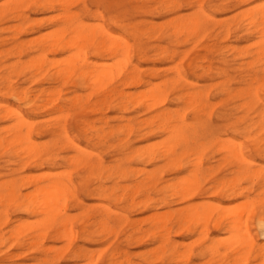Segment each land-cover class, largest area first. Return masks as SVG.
Segmentation results:
<instances>
[{
	"label": "rangeland",
	"instance_id": "374dc122",
	"mask_svg": "<svg viewBox=\"0 0 264 264\" xmlns=\"http://www.w3.org/2000/svg\"><path fill=\"white\" fill-rule=\"evenodd\" d=\"M29 1L0 0V12H2L0 15V194L3 193L0 195L3 197L0 199L2 202L0 203V264H88V256L82 254H92L94 264L110 262L113 264H226L232 256L234 246L230 249L228 244L217 245L214 256L210 255L213 252L210 251V246L214 239L222 240L228 236L225 231L228 224H223L222 231L218 232L211 223L205 232L193 222L185 223L179 220L178 212L195 210L197 205L200 208L222 206L221 208L225 209L227 207L229 209L231 205L233 208H238L240 205L241 208L245 201L258 198L264 177V149H255L253 139L264 138V125L260 131L257 125L258 118H254L264 106V65L254 56L256 47L253 43L258 38H253L256 35L249 36L243 22L250 11L260 9L258 7L262 4L264 6V0H77V2L70 0L74 4L69 1V5L63 7L64 11L60 9L63 6L61 0L62 5L58 4V0L54 1L55 10L52 11L35 7ZM19 4L27 5L22 10L27 17L24 21L14 19L9 11ZM66 11L69 14L73 11L79 14L83 24L89 27V31L97 32V28L100 31V27L103 26L110 34L128 41L132 47L128 60L131 64L127 62L126 68L130 70L133 66L137 67L143 79L142 84L122 87L120 75L118 80L114 77L115 81L112 80L110 86L106 84L108 81L104 82L107 86L101 84L100 86L105 88L102 87L104 90L99 91V86L98 88L95 86L94 89L89 79L79 82L82 62L80 57H76L79 62L74 59L75 50L56 54L51 53L47 48L42 50V36L61 27L65 21L63 13ZM194 16L201 17V26L196 32L181 27L186 20ZM16 27H18L17 31ZM94 51V46L87 49L86 59L89 64L93 66L97 64L102 66L103 63V66L113 64L108 56L105 54L97 56ZM245 53L248 55L244 57ZM39 57L44 58V67L48 69L44 75L34 69ZM69 59L71 63L74 59L75 63V68L69 63L73 70L71 76L55 82L51 80L49 75H53L56 66L54 60L61 63L60 65H65L62 62ZM92 62H95V65ZM30 67L34 71H30ZM63 80L67 81L62 82ZM159 83L161 84L158 85ZM156 84L160 88L164 87L167 92L169 98L165 105L166 109L175 117L182 116L186 125L196 129V143L201 142L205 145L203 153H201L202 149H175V156L179 158L175 157L177 160L174 161L163 155L165 139H167L163 138L166 134L160 133L154 125L149 128L150 125L142 122L154 116L159 107L148 111L144 106L141 108L140 104L145 99L144 96H149L148 92H151V88L154 90L158 87ZM249 86L252 87L250 94L246 91ZM110 88L123 90L130 95L127 102L132 101L131 104L127 102L124 103L125 105L122 104L120 107L125 106L122 111L118 110V105L115 104L119 102L118 100L112 104L116 106L111 105L109 108L94 106L101 94ZM191 90L201 91L209 101H200L195 107L188 105L184 100H176L177 97L192 92ZM14 93L20 94L18 97H13ZM23 93H27L29 99H22ZM47 93H51L50 99L52 97L54 101L59 98L56 104L47 101ZM254 93L257 94L260 102H255L252 96ZM130 97H133L132 100ZM137 98L141 100L138 99L140 103ZM61 99L66 100L61 101ZM133 100L137 101L136 105L133 104ZM65 101L68 104L64 106ZM59 108L62 109L60 112ZM7 109L11 111V116L18 112L32 119L34 123L37 122L30 135L37 148L36 152L34 150L23 152V148H20L24 146L23 142L11 143L12 140L15 141V133L5 129L12 124L11 119L7 117ZM218 114H226L227 119H220ZM126 123H130L132 126L130 129L133 130L125 128ZM247 131L250 132L249 136L245 135ZM65 136L69 137L68 139L75 146L70 147L69 145L72 144L64 139ZM231 139L238 141L237 145L243 147L244 159L250 161L248 165H242L243 169L247 168L254 174L249 182L235 173L236 156L232 158L230 153L236 155L239 149L235 151L225 149L227 152L220 149L219 145ZM90 165L92 168L89 167ZM99 165L105 167H102L104 171L99 169ZM58 171L60 173L70 171L75 189L74 198L68 200L63 210L65 212L61 209L63 214L66 213L68 221L70 220L67 223L69 228H72L73 234L75 233V235L71 234L73 239L70 240H68L70 236L65 239L59 236L64 229L59 220L66 217L61 211L60 216L58 210V217L53 218L55 223L52 219L44 228L45 236L43 238L41 235V238L37 236L40 232L32 225L38 224L37 220H40L39 217L43 214L40 213L42 196L38 197L40 201L36 199V205L32 204L36 206L33 210L37 212L24 213L26 212L24 207L27 210L28 200L34 193L32 182L35 184L37 181H43L44 175L48 176ZM196 176L198 181L193 178ZM235 178L239 185L233 191H226L231 188ZM191 180H194L193 183L190 182ZM191 183L197 188L191 186ZM3 185L11 187L10 189L22 195L14 202H9L7 194L10 190ZM167 185L170 187L167 188ZM184 185L189 189H184ZM179 187L181 190L178 189ZM101 189L108 194L111 192V195L107 198L101 196ZM194 191V195L187 197ZM24 195H28L29 198L26 199ZM34 207L29 208L32 210ZM52 208L55 209L56 206ZM32 212L35 214L33 215ZM168 212L173 213L171 217L173 219H170V222L165 219L168 222L165 230L170 227L171 231H166L169 244L162 250L159 246L161 240L158 237L161 226L155 220ZM19 222L30 224L33 222V224L28 228L24 223L23 226L28 232L24 229L25 233L17 234L14 231L17 230L18 224L21 227L22 223ZM50 225L52 226L48 227ZM251 226L254 227L253 221ZM82 230L84 233L81 232ZM16 234L20 236L16 237ZM255 241L257 245H264V240L260 237H256ZM43 246L54 250L41 252ZM173 246H176L179 253L175 260L171 256ZM73 251L80 252L79 256ZM252 254L255 257L256 254L251 253L244 262H241L264 264L260 258L256 257V260H253ZM97 255L100 258L96 262ZM241 262L239 263L242 264Z\"/></svg>",
	"mask_w": 264,
	"mask_h": 264
},
{
	"label": "bare ground",
	"instance_id": "6f19581e",
	"mask_svg": "<svg viewBox=\"0 0 264 264\" xmlns=\"http://www.w3.org/2000/svg\"><path fill=\"white\" fill-rule=\"evenodd\" d=\"M22 1V0H21ZM54 1L55 0H30L29 2L32 3V5H34L35 7H39V8H42L44 10H48V11H52L55 6H54ZM63 1L62 4V8L64 6H68L69 4V1L70 0H61ZM79 1V0H78ZM199 1V0H198ZM8 2V1H7ZM20 2V1H19ZM59 2V3H58ZM58 4H61L60 0H58ZM67 2V3H66ZM74 2H77V0H74ZM157 2V1H156ZM18 3V2H17ZM21 3V2H20ZM71 4H74L70 1ZM6 4V3H5ZM61 4V5H62ZM67 4V5H66ZM70 4V5H71ZM106 4V3H105ZM260 4V3H259ZM60 5V6H61ZM174 5V4H173ZM263 5V4H262ZM261 7L259 6L258 8L260 9H257V10H253V11H250L249 14L246 16V18H244V29L246 31L249 32V36H255L253 38H258V40L253 43L254 46L256 47V51L254 53V56L256 57V60H260L261 62H263V65H264V6ZM27 5H22V4H19V5H15L14 7H12L11 9H9V11L11 12L10 14L13 15L14 19H18V20H21V21H24L27 17H25V15L23 14L22 10L24 8H26ZM57 6V5H56ZM72 6V5H71ZM103 6V4H102ZM104 7V6H103ZM201 7V6H200ZM60 8L62 11H64V8L62 9ZM38 9V8H37ZM57 9V8H56ZM67 8H65L66 10ZM255 9V8H254ZM55 10V9H54ZM166 10V9H165ZM200 10V9H199ZM203 10V9H202ZM106 12V11H105ZM72 13V12H71ZM69 14L67 13V11L65 13H63V17H64V20L63 21V24L61 25V27L57 28V29H53L51 30L49 33H47L44 37L42 36V40H41V43L43 44L41 46V49H45L47 48L48 51H50L51 53H60V52H66L68 50H75V55L73 52V56L74 59H76V57H80L81 59V62H82V66H81V69H80V72H79V82L82 83V81H86V80H90V83L91 85L93 86L94 85V89L98 88L97 86H99V91L101 90H104L103 86H100L101 84L104 85L105 81H108L106 82V84L108 86H110L111 84V81H115L114 79L116 78V80H118L117 78L120 76L122 77V80H121V83L120 85L122 87L124 86H138V85H141L142 84V80L138 71L137 70V67L133 66L130 70H128L126 68V63L129 62V57H130V52H131V45H129L128 41H126L125 39H123L122 37L119 38V36H115V35H112L110 34L105 27H100V31H98V28H97V32H94L91 30L89 31L88 28H87V25L85 26L83 24V22L81 21L80 17H79V14L74 13V15L72 14ZM2 14V12H0V15ZM204 14V13H202ZM243 14V13H242ZM206 15V14H205ZM55 16V15H54ZM57 17V15H56ZM207 17V16H206ZM208 18V17H207ZM55 19V18H54ZM172 19V18H171ZM211 19V18H210ZM185 20V19H184ZM206 20V18H205ZM117 22V21H116ZM117 24V23H116ZM57 25V24H56ZM100 25V24H99ZM98 25V26H99ZM201 26V17L199 16H194L193 18L189 19V20H186L184 22V24H182V28H185L187 30H189L190 32H196ZM17 28L16 27V31H17ZM180 30V29H179ZM25 32V31H24ZM188 32V31H186ZM190 34V33H188ZM187 34V35H188ZM218 35V34H217ZM41 39V38H40ZM98 39L99 40V43H98ZM17 40V39H16ZM90 46H94V52H96L97 56L99 55H103L105 54L106 56H108V58L112 59L113 64H111L110 66H93L91 64L88 63V60L86 59L87 58V49L88 47ZM40 48V47H39ZM27 49V48H26ZM41 49H37L38 51L41 50ZM28 50V49H27ZM138 51V50H137ZM141 51V50H139ZM205 51V50H204ZM136 53V52H135ZM238 53V51H237ZM95 54V53H94ZM137 54V53H136ZM140 54V53H139ZM161 54V53H160ZM174 54V53H173ZM248 54H244V57L247 56ZM36 56V55H35ZM41 56V55H40ZM72 56V55H70ZM70 56H67L70 57ZM72 56V57H73ZM42 57H44V55H42ZM136 57V56H135ZM37 58V57H36ZM40 59H42V61H40V59H38L39 61L35 64L34 62V69L36 72H38L39 74L43 73V75L45 74V72L48 71L47 68L44 67L45 63L43 62L44 58H41L39 57ZM66 58V59H67ZM71 59V58H70ZM69 59V60H70ZM74 59H72L74 61ZM78 59V58H77ZM76 59V60H77ZM195 59V58H193ZM31 60V59H30ZM64 60V62L62 63H65V65H60L61 63H57L56 60H54L56 63V66L55 64H53V60H52V66L54 68V73L53 75H49V77L51 78V80H53L55 82V80H59V79H68L70 76H71V73H72V68H75V63L72 61L71 63V60ZM75 60V61H76ZM185 60V59H184ZM37 61V60H36ZM78 61V60H77ZM79 62V61H78ZM91 62V61H90ZM32 63V62H31ZM71 65H70V64ZM93 63V62H92ZM95 63V62H94ZM93 63V64H94ZM130 63V62H129ZM33 64V63H32ZM31 64V66H32ZM59 64V65H58ZM100 64V63H99ZM110 64V63H109ZM131 64V63H130ZM192 65V63H190ZM25 65V64H24ZM30 65V64H29ZM72 67H70V66ZM74 65V66H73ZM95 65V64H94ZM190 65V66H191ZM26 66V65H25ZM79 67V65H78ZM197 68V67H196ZM30 67V71H34V69H32ZM177 69V68H176ZM264 69V68H263ZM29 71V72H30ZM36 72H34V74H36ZM203 72V71H202ZM201 72V73H202ZM263 72V71H262ZM30 74V73H29ZM116 74V76H115ZM259 74V73H258ZM33 75V74H31ZM43 75H40L43 76ZM118 75V76H117ZM115 77V78H114ZM119 77V78H120ZM182 78V77H181ZM81 80V81H80ZM67 80H63L62 82H65ZM78 81V80H77ZM173 81V80H172ZM254 81V79L252 80ZM68 83V82H67ZM174 83V81L172 82ZM105 84V85H106ZM110 84V85H109ZM161 83H159L158 85H160ZM166 84V83H165ZM164 84V85H165ZM245 84V83H244ZM106 85V86H107ZM113 85V84H112ZM119 85V86H120ZM155 85V84H154ZM157 85V84H156ZM157 85V86H158ZM195 85V84H194ZM91 86V87H92ZM96 86V88H95ZM118 86V85H117ZM191 86V85H190ZM103 87V88H102ZM194 87V86H193ZM102 88V89H100ZM107 88V87H106ZM150 88V87H149ZM164 88V87H163ZM160 88L159 86L156 87L154 90L151 88V92L149 93L148 92V97L147 96H144V100L140 103V99L137 98L136 100L138 101V99L140 101H138L140 104H141V108H143V106L145 107L146 110L150 111V110H154L156 108L159 107V110L157 113H155L154 116H152L150 119H147V120H144L142 121L145 125H150L149 128L151 126H155L156 130H158L160 133H163V134H166V137H164L163 139H165V147L163 149H165V153L163 154L165 157L167 158H170L169 160L171 161H174L177 157L175 156V149H202L201 153H203V150L205 149V145L199 143L197 144L196 143V140H195V136L197 134L196 132V129L189 126V125H186L185 124V120L181 117H175L173 115V113H171L170 111H168L165 107L166 103H167V100H168V95H167V92L165 91V88ZM192 88V87H191ZM192 92H188L186 95L182 96V97H175L177 101L179 100H184L188 105L190 106H193L195 104H197L198 102L200 101H205V102H208L209 100L207 99L206 96H203L202 92L201 91H193L191 90ZM246 91L250 94L251 91H252V87L249 86ZM39 92V91H38ZM94 92V91H93ZM242 92V91H241ZM101 93V92H100ZM129 93V92H128ZM141 93V92H140ZM171 93V92H170ZM228 93V92H227ZM20 93H14L12 94L13 97H18ZM37 94V93H36ZM40 94V93H39ZM43 94V92H42ZM139 94V93H138ZM143 94V93H141ZM23 96L22 99H29V95L27 93H23L21 94ZM45 95V94H43ZM57 95H59V93H57ZM56 95V96H57ZM102 96L99 97V99L94 103V106L96 107H103V109L105 108H109L113 102L115 100H118L119 102L115 103L116 105H118V110L122 109L124 110L125 109V104L130 95L124 93L123 90H118L116 88H110L108 89L104 94H101ZM133 95V94H132ZM144 95V94H143ZM206 95V94H205ZM47 96V101L48 102H52L53 104H56L55 102L57 100H59V98L57 97L55 99V101L52 99H50V96H51V93H47L46 94ZM141 96V95H140ZM139 96V97H140ZM253 99H255V102H260V100L257 98V94L254 93L253 95ZM88 97V96H87ZM143 97V96H141ZM140 97V98H141ZM64 98V97H63ZM131 100L133 97H130ZM135 98V96H134ZM142 99V98H141ZM66 100V99H64ZM61 99V101H64ZM68 100V99H67ZM129 100V101H131ZM75 101V100H74ZM86 101V100H85ZM84 101V102H85ZM89 101V100H88ZM134 101V100H133ZM137 101H134V105H136ZM132 102V101H131ZM131 102H127L128 104H131ZM64 103V106L67 105V101L63 102ZM87 103V101H86ZM82 104V103H81ZM114 104V105H115ZM122 104H124L123 106L124 107H120ZM139 104V105H140ZM5 105V104H3ZM2 105V106H3ZM52 105V104H51ZM72 105V104H71ZM77 105V104H75ZM112 105V106H114ZM115 105V106H116ZM138 105V104H137ZM6 106V105H5ZM56 106V105H55ZM83 106V105H82ZM81 106V107H82ZM85 106H87L85 104ZM84 106V107H85ZM93 106V105H91ZM203 106V105H202ZM243 106V105H242ZM57 107H60V106H57ZM165 107V108H164ZM196 107V105H195ZM88 108V107H87ZM87 108H85L87 110ZM194 108V107H193ZM55 109V108H54ZM94 109V108H92ZM206 109V108H205ZM11 110V109H10ZM62 109L59 108V112L61 111ZM89 110V109H88ZM100 109H98L99 111ZM194 110V109H193ZM6 114H7V117H9V119H11L12 121V124L9 125V127H6L5 129L9 132L11 131H14L15 133V141L11 143H19V142H23L24 143V146H25V149H24V146L23 147H20L23 152H32L35 149V144L33 143L32 141V138H31V133L34 129V126L35 124L37 123H34L32 119L30 118H27L25 116H23L21 113H18L14 116H11V111L9 112V110L7 109L6 110ZM73 111V110H72ZM91 111V109L89 110ZM195 111V110H194ZM211 111V110H210ZM94 113V111H92ZM106 112V111H104ZM190 112V111H189ZM198 112V111H197ZM175 113V112H174ZM214 113V112H213ZM176 114V113H175ZM197 114V113H196ZM202 113H200L201 115ZM62 116V115H60ZM202 116V115H201ZM264 106L262 107V109L260 110V112L256 113V116L254 118H258L257 119V125H258V129L261 131L262 129V125H264ZM3 117V116H2ZM196 117V116H195ZM218 117L220 119H227V115L226 114H223V115H219L218 114ZM50 118V117H49ZM52 118V117H51ZM48 119V118H47ZM188 119V118H187ZM129 120V119H128ZM143 123H141L143 125ZM127 124V123H126ZM124 124V125H126ZM188 124V123H187ZM87 125V123H86ZM123 125V127H124ZM256 123L253 124V126H255ZM92 127V126H91ZM127 127V129L131 128L132 126L130 125V123H128L125 128ZM204 127V126H203ZM233 127V125H232ZM236 127V126H235ZM101 128V127H100ZM124 128V129H125ZM202 128V127H201ZM102 130V129H101ZM126 130V129H125ZM130 130H133V129H130ZM130 130H127L128 133L130 132ZM202 130V129H201ZM97 131V130H96ZM100 131V130H99ZM119 131V130H118ZM150 131H153V130H150ZM109 132V131H108ZM112 131L110 130V133ZM13 133V132H12ZM131 133V132H130ZM24 134H27V136L25 137ZM65 134V133H64ZM105 134V133H104ZM103 134V135H104ZM120 134H122V131L120 132ZM250 132L247 131L245 132V135H248L249 136ZM199 135V134H198ZM14 136V134H13ZM99 136V135H98ZM69 137L65 136L64 139L68 142V143H73L71 140L68 139ZM201 138V137H200ZM14 139V138H13ZM218 139V138H217ZM215 139V140H217ZM224 140V139H223ZM163 141V140H162ZM213 141V140H212ZM219 141V140H218ZM227 141V140H226ZM220 142H222L220 140ZM238 142V141H236ZM234 140H229L228 142H223L220 147V149H226V150H229V149H232V150H236V149H239L236 151V155H233L230 153V155H232V158L233 156L236 158V163H237V170L235 171V173L237 174V176H242L244 177L245 180H251L253 179V176L254 174L252 173V171L248 170L247 168H242V165L245 166V165H248L250 163V161H248L246 158L244 159L243 157V152H242V149L243 147L241 145H237ZM253 146L255 149H264L263 146H264V138L263 139H259V138H255L253 139ZM21 144V143H20ZM46 144V143H45ZM163 144V143H161ZM42 145V144H41ZM73 145L75 146V144H72L69 145L70 147H73ZM43 146V145H42ZM164 146V145H163ZM193 146V147H192ZM146 147V146H145ZM152 147V146H151ZM19 148V147H18ZM45 147H43L44 149ZM41 148H39L40 150ZM81 149V148H80ZM153 149V148H152ZM162 149V150H163ZM18 150V149H16ZM76 150V149H74ZM78 150V148H77ZM154 150V149H153ZM222 150V151H224ZM225 150V151H226ZM231 150V151H232ZM5 151V150H4ZM86 151V150H85ZM221 151V150H219ZM135 152V151H134ZM197 152H199V150H197ZM227 152V151H226ZM40 153V152H39ZM200 153V154H201ZM235 153V152H234ZM36 154V153H35ZM147 154V152H146ZM149 154V153H148ZM185 154V153H184ZM199 154V155H200ZM37 155V154H36ZM35 155V156H36ZM139 155V154H138ZM162 155V154H161ZM198 155V154H197ZM39 156V155H38ZM74 156V155H73ZM76 157V156H75ZM147 157V156H146ZM176 157V158H175ZM182 157V156H181ZM230 157V156H229ZM179 158V156H178ZM177 158V159H178ZM193 158V157H192ZM195 158V157H194ZM224 158V157H223ZM240 159V160H237V159ZM80 159V158H79ZM176 159V160H177ZM49 160V159H48ZM51 160V159H50ZM52 161V160H51ZM77 161V160H76ZM50 162V161H49ZM73 163V162H71ZM169 163V162H167ZM166 163V165H167ZM195 164V163H194ZM221 164V163H220ZM245 164V165H244ZM252 164V163H251ZM250 164V165H251ZM36 165V164H35ZM42 165V164H41ZM253 165V164H252ZM40 166V165H38ZM88 167V166H87ZM89 167L92 168V166L90 165ZM94 167V166H93ZM99 169L103 170V168H105L104 166H98ZM97 167V169H98ZM220 167V166H219ZM236 167V165H235ZM90 168V169H91ZM88 171H89V168H87ZM94 169V168H93ZM96 169V170H97ZM256 169V168H255ZM143 170V169H142ZM150 170V169H149ZM71 171V170H70ZM69 171V173H70ZM75 171V170H74ZM140 171V170H139ZM196 171V169H195ZM92 172V171H91ZM102 172V171H101ZM101 172L100 173V176L101 175ZM122 172V171H121ZM194 172V171H193ZM69 173H66L65 172H59L58 173H55V174H49L48 176H45V179L43 181H37V183L34 184L33 183V187H34V193L32 194V197L29 195L30 200L29 201V206L27 207V210L24 206V210L26 212L24 213H28L31 211H35L33 209H35V207L33 206L34 204L36 205L35 202H37V200L39 199L40 201V198L43 199V201H41L40 203L42 204L41 208H42V211L40 213H43L45 215H41L39 217V219H43V221L41 220H37L38 224L36 223L33 224V222L31 224H33L32 226H34V228H38L40 234L37 236H39V238H43L45 236V234L43 235V230L44 228L49 225L48 223H50L53 218H56L58 217V213L63 210H65V207H66V204L68 203V200L74 198V186H73V183H72V180L70 178V174ZM89 173V172H88ZM96 173V172H95ZM97 173V174H99ZM124 173V172H123ZM195 173V172H194ZM94 174V173H93ZM105 174V173H104ZM191 174V173H190ZM193 174V173H192ZM191 174V175H192ZM42 175V174H41ZM195 176V174H193ZM98 176V175H96ZM154 176V175H153ZM30 177V176H29ZM147 177V175L145 176ZM258 177V176H257ZM99 179V177H97ZM193 178H196L197 180V176L196 177H193ZM22 179V178H21ZM20 179V180H21ZM26 180V179H25ZM28 180V179H27ZM30 180V179H29ZM32 180V179H31ZM185 180V178L183 179ZM188 180V179H186ZM98 181V180H97ZM104 181V180H103ZM180 181V179H179ZM194 181V180H193ZM193 181L191 180L190 182L193 183ZM198 181V180H197ZM246 181V182H247ZM15 182V181H14ZM182 182H185V181H182ZM188 182V183H190ZM223 182V181H222ZM249 182V181H248ZM251 182V181H250ZM3 183V182H2ZM12 183V181H11ZM168 183V182H167ZM179 183V182H178ZM186 183V182H185ZM190 184L191 186H193L195 184ZM5 184V183H4ZM7 184V183H6ZM9 184V183H8ZM13 184V183H12ZM15 184V183H14ZM198 184V183H197ZM30 185V184H29ZM181 182H180V186H181ZM188 187L190 186L189 184H187ZM196 185V184H195ZM195 185L193 187H195ZM239 184L237 183V178L233 179L232 181V184H231V188L230 189H227L226 191H233V189L235 187H237ZM4 186V185H3ZM14 186V185H13ZM169 185H167V188ZM185 186V185H184ZM190 186V189H192V187ZM1 187V185H0ZM6 188H9V192L7 194V200L9 202L16 200V198L20 197L22 194L20 192H15L14 189H10L11 187H8V186H4ZM30 187V186H29ZM123 187V186H122ZM166 187V186H165ZM182 187V186H181ZM179 187L178 189L181 190ZM188 187H183L184 189L186 188V190H188L189 188ZM197 188V186L195 187ZM243 189V188H242ZM241 189V190H242ZM17 190V189H16ZM136 190V189H135ZM177 190V189H175ZM178 190V191H179ZM174 191V190H173ZM192 191V190H191ZM187 192V191H186ZM190 192V191H189ZM180 193V191H179ZM3 194V193H2ZM0 194V195H2ZM6 194V193H5ZM188 194V193H187ZM186 194V195H187ZM195 194V191L194 192H191L187 195V197L192 196ZM234 194V193H233ZM28 195H24L25 198H29ZM100 195L107 198L111 195V192L110 194L106 193V191H103V189L100 190ZM264 195V177L262 178V184L260 185V192H259V195H258V198L254 199V200H248V201H245L243 203V206L240 208V205H239V209L238 208H233V206L231 205L229 207V209H225V208H221V207H196L195 210H183V211H179L178 212V219L181 220L182 222H185V223H190V222H193L194 225H196V227H199V228H203V230H205V232L207 231V228L208 226L213 223L214 224V229L215 231H218V232H221L222 231V226L223 224L227 223L228 226L226 228V233H227V237L225 239H214V241H212V245L210 246V251H213L212 254L210 255H213V253L217 252V248L216 246L218 245H222V244H228V246H230V249L233 248L234 246V251H232V256L231 258L227 261L226 264H238L239 262L241 261H245L248 256L251 254V253H255V257L253 255V260H256L255 258L257 257L258 259L260 258L261 260L264 261L263 256H264V245H257L256 241H255V238L256 237H260L261 239L264 240V197L262 196ZM42 196V197H40ZM40 197V198H38ZM112 197V196H111ZM118 197V196H117ZM186 197V196H185ZM186 197V198H187ZM245 197V196H244ZM263 197V199H262ZM3 197L0 196V199H2ZM26 198V199H27ZM38 198V199H37ZM114 198V197H113ZM19 199V198H18ZM37 199V200H36ZM109 199V198H108ZM115 200H119V198H114ZM36 200V201H35ZM126 200V199H125ZM25 201V200H24ZM27 201V202H28ZM70 201V200H69ZM75 201V199H74ZM18 202V201H17ZM132 202V201H131ZM2 203V202H0ZM26 203V202H24ZM34 203V204H33ZM77 203V202H76ZM209 203V202H208ZM13 204V203H12ZM33 204V205H32ZM212 204V203H211ZM17 206L19 205L16 204ZM56 206L55 209L52 208V206ZM16 206V207H17ZM34 207L32 208V210H30L29 207ZM78 206H80V204H78ZM193 206V205H192ZM195 206V205H194ZM212 206V205H211ZM39 207V206H38ZM223 207H226V206H223ZM232 207V209H230ZM18 208V207H17ZM108 208V207H107ZM195 208V207H194ZM30 211H29V210ZM44 209V210H43ZM193 209V208H192ZM23 210V209H22ZM57 210L59 212H57ZM61 211V212H62ZM168 211V210H167ZM37 212V211H35ZM35 212H32V214ZM61 212L59 213V215L61 216ZM65 212V211H63ZM62 212V214H63ZM83 212V211H82ZM163 212V211H162ZM27 213V214H28ZM33 214V215H34ZM37 214V213H36ZM56 214V215H54ZM66 214V213H65ZM65 214H63L65 216ZM31 215V216H33ZM162 214V217L160 216L159 218H156V223H159L160 224V231H159V239L161 240L160 241V248L162 247V250H164V248L169 244V236L167 235L168 232H170V227H167L168 230L166 229L165 230V227H166V224H168V222H170L169 220L173 219L171 218L173 216V213L171 212H168L167 214ZM175 215V214H174ZM46 216V217H45ZM55 216V217H54ZM63 216V217H64ZM71 217V215H69ZM45 217V218H44ZM66 217V216H65ZM69 217V218H70ZM73 217V216H72ZM67 218V219H66ZM66 218H61L59 220V222L61 221L62 223L61 226L63 229L62 232L59 233V236L61 239H65V238H68L69 236L71 238H69L68 240L70 239H73V236H71V234H73V232L71 231L72 228H69L68 224L69 221H68V217ZM6 219V218H5ZM73 219V218H72ZM168 222H166V220ZM176 219V218H175ZM40 221V222H39ZM54 223V219L52 220ZM57 221V220H56ZM252 221H253V225L254 227L251 226L252 224ZM36 222V220L34 221ZM20 224L22 222H19ZM25 224H27L28 228H31V224L28 223V222H24ZM21 224V227L20 225L18 224L17 225V230H15V227H14V232H16L17 234H23L25 233L24 231L27 230V228H25V226H23V224ZM72 223V221L70 222V224ZM100 223V222H99ZM104 223V222H102ZM63 224V225H62ZM153 224H155L153 222ZM178 224V223H177ZM38 225V226H37ZM53 225V224H52ZM52 225L48 226V227H51ZM96 225H97V222H96ZM104 225V224H103ZM102 225V227H104ZM30 226V227H29ZM37 226V227H35ZM68 226V227H67ZM85 226V225H84ZM88 226V225H87ZM159 226V225H158ZM89 227V226H88ZM97 227H99L97 225ZM21 228H23L21 230ZM61 228V229H62ZM69 230H68V229ZM25 229V230H24ZM46 230V229H45ZM44 230V231H45ZM86 230V229H85ZM199 230V229H198ZM201 230V233H202V229ZM11 231V230H10ZM21 233H20V232ZM23 231V232H22ZM59 231V230H57ZM168 231V232H166ZM38 232V233H39ZM55 232V231H54ZM82 233L83 230L81 231ZM88 232V231H87ZM86 232V233H87ZM166 232V233H165ZM81 233V234H82ZM85 233V234H86ZM13 234V233H11ZM15 235L16 237L17 236H20V235ZM83 234V235H85ZM166 234V235H165ZM41 235V237H40ZM75 235V233L73 234ZM88 235V234H87ZM155 235V234H154ZM205 235V234H204ZM57 236V235H56ZM157 236V235H156ZM156 236H154L156 238ZM206 236V235H205ZM14 237V235L12 236V238ZM33 238V237H32ZM38 238V239H39ZM52 238V237H51ZM45 239V238H44ZM53 239H56V238H53ZM211 239V238H210ZM197 240V239H196ZM217 240V241H216ZM40 241H42L40 239ZM63 241V240H62ZM32 242V241H31ZM199 242V241H198ZM195 243V242H194ZM23 244V243H22ZM34 244V243H33ZM31 246V243L29 244ZM35 245H37V243H35ZM232 246V247H231ZM21 247V246H20ZM63 247V246H62ZM179 247V246H177ZM208 247V246H207ZM23 248V247H22ZM21 248V249H22ZM44 248V249H43ZM65 248V247H63ZM171 248V247H170ZM41 249H43L41 252L45 251L46 253L48 251H53L54 249L52 248H45L44 246L41 247ZM105 249V248H104ZM59 250V249H58ZM103 250V249H102ZM101 250V251H102ZM161 250V251H162ZM38 252V251H37ZM75 252V251H73ZM85 252V251H84ZM89 252V251H88ZM59 253L61 255V252L59 250ZM72 253V252H71ZM76 253V252H75ZM98 253V252H97ZM42 254V253H41ZM58 254V253H57ZM56 254V255H57ZM80 254L79 253H76V255ZM177 254H179L177 252V249H176V246H173V253L171 254V256H173V259H177ZM189 254V253H187ZM55 255V254H54ZM82 255H85V256H88V264H94V257L92 256V254H82ZM80 255V256H82ZM114 255V254H113ZM112 255V257H114ZM75 256V255H74ZM79 256V255H78ZM77 256V257H78ZM214 256V255H213ZM84 257V256H83ZM96 257V262H97V259L100 258L98 255L95 256ZM187 257V256H186ZM79 258V257H78ZM115 258V257H114ZM172 258V257H171ZM184 258V257H183ZM111 259V258H110ZM147 259V258H146ZM208 261V260H207ZM260 261V260H259ZM114 262V261H113ZM241 262L242 264H245ZM111 263V262H110ZM109 263V264H110ZM259 263V262H258ZM261 263V262H260ZM259 263V264H260ZM96 264V263H95ZM113 264V263H111ZM240 264V263H239Z\"/></svg>",
	"mask_w": 264,
	"mask_h": 264
}]
</instances>
